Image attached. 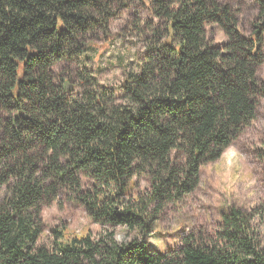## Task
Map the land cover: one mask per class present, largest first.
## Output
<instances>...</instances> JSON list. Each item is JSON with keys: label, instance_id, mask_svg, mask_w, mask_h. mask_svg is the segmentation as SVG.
I'll list each match as a JSON object with an SVG mask.
<instances>
[{"label": "trees", "instance_id": "1", "mask_svg": "<svg viewBox=\"0 0 264 264\" xmlns=\"http://www.w3.org/2000/svg\"><path fill=\"white\" fill-rule=\"evenodd\" d=\"M141 1L154 20L131 26L148 32L146 51L117 86L98 88L84 69L77 83L56 82L51 67L80 57L90 33L109 40L125 1L0 0V264H264L251 218L237 208L212 235L147 246L166 207L195 191L200 168L256 117L264 0L248 36L218 0ZM212 23L222 46L207 36ZM140 178L148 189L131 192ZM62 191L101 225L97 236L66 238L61 226L40 242L42 210Z\"/></svg>", "mask_w": 264, "mask_h": 264}, {"label": "rangeland", "instance_id": "2", "mask_svg": "<svg viewBox=\"0 0 264 264\" xmlns=\"http://www.w3.org/2000/svg\"><path fill=\"white\" fill-rule=\"evenodd\" d=\"M125 6H117V14L108 22L111 38L103 37L101 31L88 35L90 47L74 60L63 59L56 62L51 71L56 82L67 78L77 83V74L83 72L92 75L98 88L117 86L124 70L135 68L136 62L146 51L145 38L131 24L133 20H152L147 1L123 0ZM227 5L237 19L239 30L246 36L255 26L260 25V2L258 0H218ZM154 20V19H153ZM206 33L217 46L227 39L217 24H207ZM261 50L264 55V28ZM257 78L264 82V64L257 68ZM83 90L77 85L73 91L79 95ZM115 99L122 100V94L115 89ZM0 116L4 118L3 113ZM264 96L258 99L257 113L252 120L223 151L218 159L200 168L199 184L195 191L182 201L169 204L155 222L152 234L147 239L150 250L165 251L182 243L190 233L212 235L218 230L222 215L230 208L240 209L249 214L261 247L264 248V160L260 150L264 147ZM82 182L87 185L83 177ZM148 189L146 178L138 180V190ZM42 233L40 242L49 244L51 228L64 227V236H97L101 225L93 222L78 203L71 201L64 192L41 213ZM119 237H130L121 227L115 229Z\"/></svg>", "mask_w": 264, "mask_h": 264}]
</instances>
